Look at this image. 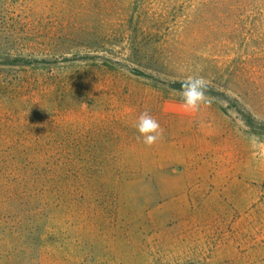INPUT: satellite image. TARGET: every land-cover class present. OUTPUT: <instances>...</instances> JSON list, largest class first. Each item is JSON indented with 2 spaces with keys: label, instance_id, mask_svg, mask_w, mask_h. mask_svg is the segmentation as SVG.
Wrapping results in <instances>:
<instances>
[{
  "label": "rangeland",
  "instance_id": "374dc122",
  "mask_svg": "<svg viewBox=\"0 0 264 264\" xmlns=\"http://www.w3.org/2000/svg\"><path fill=\"white\" fill-rule=\"evenodd\" d=\"M0 81V264H264V0H0Z\"/></svg>",
  "mask_w": 264,
  "mask_h": 264
},
{
  "label": "clouds",
  "instance_id": "9594fccd",
  "mask_svg": "<svg viewBox=\"0 0 264 264\" xmlns=\"http://www.w3.org/2000/svg\"><path fill=\"white\" fill-rule=\"evenodd\" d=\"M209 82L203 76H188L181 82L180 98L181 108L186 114L199 113L202 106L207 107L210 98L207 95ZM138 138H142L143 144L152 147L163 139V128L159 121L147 111L142 112L134 125Z\"/></svg>",
  "mask_w": 264,
  "mask_h": 264
},
{
  "label": "trees",
  "instance_id": "16d2710c",
  "mask_svg": "<svg viewBox=\"0 0 264 264\" xmlns=\"http://www.w3.org/2000/svg\"><path fill=\"white\" fill-rule=\"evenodd\" d=\"M15 61H17V64L18 65H22V66H28V67H41V65H45V64H48L50 62H48L47 60H44V59H23L21 58L20 60L16 59ZM6 85H4V82H1L0 81V87H5ZM175 90H181V88H174ZM17 187L18 184H15Z\"/></svg>",
  "mask_w": 264,
  "mask_h": 264
}]
</instances>
